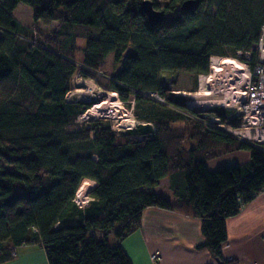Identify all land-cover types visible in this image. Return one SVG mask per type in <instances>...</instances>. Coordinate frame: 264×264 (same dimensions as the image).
<instances>
[{"label": "trees", "instance_id": "1", "mask_svg": "<svg viewBox=\"0 0 264 264\" xmlns=\"http://www.w3.org/2000/svg\"><path fill=\"white\" fill-rule=\"evenodd\" d=\"M143 1L0 0V261L14 258V246L38 244L49 264H133L121 242L138 229L143 210L157 206L199 217L204 241L197 248H207L216 264L234 263L222 254L225 219L264 189V151L203 125L168 79L207 72L212 55L252 50L264 25V0H195L191 9L182 8L185 0H152L164 11L155 25ZM20 3L33 9L37 31L40 20L83 26L81 63L77 38L58 39L70 36L63 29L43 35L51 41L36 40L13 14ZM110 53L116 66L106 88L125 102L133 96L144 122L119 135L99 120L68 131L90 107L65 100L73 75L81 64L100 70ZM212 111L228 120L230 111ZM187 139L194 141L190 148ZM239 149L250 152L248 161L208 168V159ZM166 176L178 204L146 189ZM95 181L83 210L76 191Z\"/></svg>", "mask_w": 264, "mask_h": 264}, {"label": "crops", "instance_id": "2", "mask_svg": "<svg viewBox=\"0 0 264 264\" xmlns=\"http://www.w3.org/2000/svg\"><path fill=\"white\" fill-rule=\"evenodd\" d=\"M13 14L23 26L35 30L38 35L33 22V9L29 5L18 4ZM36 24L41 35H46L63 29L68 23L40 20ZM249 158L248 150H233L208 159L207 166L210 170H216L223 165L244 163ZM96 184L95 181L92 189ZM146 189L161 194L168 192L170 197H167L172 202H180L168 176L162 178L157 186ZM225 227L227 238L222 244V254L226 260H234L233 264H264V189L243 205L237 214L227 217ZM203 241L199 217L178 210L149 206L142 212L138 229L121 244L133 264H216L207 248H197ZM153 254H156L155 258ZM0 264H49V261L43 246L31 244L20 246L17 257L0 261Z\"/></svg>", "mask_w": 264, "mask_h": 264}, {"label": "built area", "instance_id": "3", "mask_svg": "<svg viewBox=\"0 0 264 264\" xmlns=\"http://www.w3.org/2000/svg\"><path fill=\"white\" fill-rule=\"evenodd\" d=\"M33 32L37 34L35 30ZM81 67L83 69L79 68L77 72H83L81 75L87 73V78L92 83V85L86 87L91 92L90 98H83L79 94L80 91L71 88L65 95L67 102L90 103L92 101L95 105L106 100H118L120 106L124 105L125 101L120 99L119 91L107 89L99 84L93 76L89 75V72L94 71L106 77L105 73L82 64ZM107 78L110 80L111 76L108 75ZM172 80L174 79L172 78ZM198 81L199 84L195 92L182 93V91L175 89H171V92L175 95H184L186 105L197 114H200L199 112L203 110L211 111L216 108L230 111L228 120L224 121H222L223 117L220 114L214 118L203 116L206 119L196 115L193 116L205 123L206 126L216 127L215 125H217L219 127L221 124L222 128L220 129L233 135L238 140L247 142L264 151V25L261 27L259 38L253 44L252 50L245 52L238 50L235 56L212 55L209 70L199 73ZM169 86L171 87V84ZM141 92L164 102V99L155 91L146 90ZM134 102L133 99L131 112L123 106L131 116H134ZM91 190L92 188L88 187L81 193L78 190L76 191L74 201L79 208L85 210L89 205L93 199ZM19 247H12L11 254L13 257L18 256ZM155 256L156 254L152 255L153 258Z\"/></svg>", "mask_w": 264, "mask_h": 264}, {"label": "rangeland", "instance_id": "4", "mask_svg": "<svg viewBox=\"0 0 264 264\" xmlns=\"http://www.w3.org/2000/svg\"><path fill=\"white\" fill-rule=\"evenodd\" d=\"M60 30L62 28H59ZM63 31L64 33L67 32V34H70V36L68 38H66V34L64 37L60 36L58 39L62 42L67 41V43H70L71 41H69V38L71 36H74L76 39V55H75V60L79 63H81V58L83 55V48L86 45V38H84V36H86V34L88 33L87 30L85 28H83V26L78 25V24H67L65 27H63ZM47 34V33H46ZM52 35V34H51ZM36 40L45 42V40L47 41H51L50 38H45L43 35H41L40 31H38V37H36ZM116 63L114 62V56L113 53H110L108 55V57L105 58V60L102 62L101 65V69L98 70L99 72L105 73L107 76L111 75L113 73V70L115 68ZM80 68V65H79ZM83 72H75V74L73 75L72 79H71V88L72 89H77L78 91H80L79 94H81V96L83 98H90V90L87 89V85H92L91 81L87 78L88 74L84 73V75H81ZM89 75L93 76L96 81L99 82V84L103 85L104 87H107L109 85V78H107V76H103L102 74H97V72H89ZM166 74H163V76H165ZM172 78L174 80H172ZM168 84H171V89H175V90H180L183 92H195L196 88L198 87L199 81H198V75L195 73H190V72H181L179 74H175L173 76H171L168 79ZM103 89V88H102ZM106 89V88H104ZM120 95V94H119ZM178 96H182L185 98L184 95H178ZM107 98V97H106ZM120 99L123 101V99L120 96ZM132 100H133V96H130L129 100L126 101L124 103L123 106H125L126 109H128L129 112H131V104H132ZM106 101L104 102H98L95 105H102L104 103H106ZM117 105L120 106V103L116 100ZM95 105H93V102H90V107L86 110L89 111L92 109V114H89L88 112L84 111L80 114H78L73 120L72 122L67 126V130L68 131H77V130H82L83 128H87V127H92V121H96L99 120L100 122H102L103 126H110L112 131L115 134H124L126 132H128L130 130V128H135L137 125H139L140 123H143L144 120L138 118L136 116V112L133 110V114L134 116H131L130 113L125 112L126 117L125 116H120V113H113V112H105V113H98L95 111ZM120 106V107H123ZM123 107V109H125ZM125 109V110H126ZM127 111V110H126ZM86 112V113H85ZM85 113V114H83ZM199 116L202 119H206V117L203 118V116H208L211 118H214L215 116L219 115L216 111H210V110H203L199 112ZM83 114V115H82ZM82 115V116H81ZM194 117V116H193ZM131 118L133 120L136 121H141L140 123H137V125H135V121L134 122H130ZM124 121V122H123ZM201 121V120H199ZM222 121H224V119L222 118ZM208 122V121H207ZM201 123H203L201 121ZM203 125L206 126L205 123H203ZM178 127H183L184 123H177ZM217 128H222L221 124L218 127L217 125H215ZM92 133V132H91ZM93 135V133H92ZM132 137V136H131ZM185 147L190 148L194 145V141L193 140H185L184 142ZM232 164H228V165H223V167H227V166H231ZM221 166V168H223ZM89 185H92L91 182H87L82 184L79 189H81L82 191L87 189L88 187L90 188ZM81 191V192H82ZM92 191V190H91ZM163 195L170 197V193L168 192H163ZM77 222V217L71 219L69 221V223H76ZM109 241L111 244H116L117 240L115 239V237L113 235L109 236Z\"/></svg>", "mask_w": 264, "mask_h": 264}, {"label": "water", "instance_id": "5", "mask_svg": "<svg viewBox=\"0 0 264 264\" xmlns=\"http://www.w3.org/2000/svg\"><path fill=\"white\" fill-rule=\"evenodd\" d=\"M195 4V0H185L182 3L183 9H191ZM142 9L147 14L148 21L151 25H155L164 18V11L156 9L152 0H144Z\"/></svg>", "mask_w": 264, "mask_h": 264}, {"label": "bare ground", "instance_id": "6", "mask_svg": "<svg viewBox=\"0 0 264 264\" xmlns=\"http://www.w3.org/2000/svg\"><path fill=\"white\" fill-rule=\"evenodd\" d=\"M118 101V100H117ZM95 111L98 112V113H105V112H113V113H120L121 115L120 116H125L127 114H125V112H127L125 109H123V107H120L117 105V102L116 101H107L106 103L102 104V105H95ZM115 111V112H114ZM135 121V125H137V123H140L136 120H133L131 118L130 122H134ZM124 122V121H123ZM81 189H78V192L81 193Z\"/></svg>", "mask_w": 264, "mask_h": 264}]
</instances>
